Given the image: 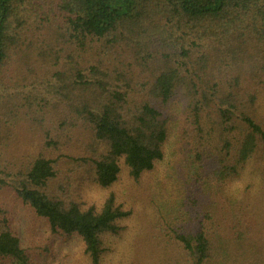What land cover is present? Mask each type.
<instances>
[{
  "label": "trees",
  "instance_id": "obj_1",
  "mask_svg": "<svg viewBox=\"0 0 264 264\" xmlns=\"http://www.w3.org/2000/svg\"><path fill=\"white\" fill-rule=\"evenodd\" d=\"M167 161L188 224L129 232L122 174ZM17 207L90 264H264V0H0V264H35Z\"/></svg>",
  "mask_w": 264,
  "mask_h": 264
},
{
  "label": "rangeland",
  "instance_id": "obj_2",
  "mask_svg": "<svg viewBox=\"0 0 264 264\" xmlns=\"http://www.w3.org/2000/svg\"><path fill=\"white\" fill-rule=\"evenodd\" d=\"M186 169L188 170L183 167L176 169L174 163L170 165L167 161L139 184L130 181L127 173L122 174L121 182L114 191L122 202L126 201L128 208L132 206L134 209L135 216L128 224L129 232H161V225L158 228L152 221L158 222L162 218L172 221L171 224L178 227L188 224L190 215L186 212L187 197L195 192V186L184 185L187 180ZM168 184L172 186L170 195L166 193ZM81 189L86 199L92 202L100 201L106 195L87 176L81 182ZM161 197H170V201L164 202ZM14 220L18 234L33 256L35 264H90L84 256L83 244L79 239L52 238L45 224L33 219L21 207L16 208ZM142 250L144 248L140 241L128 234L116 244L115 255L109 260V264H141Z\"/></svg>",
  "mask_w": 264,
  "mask_h": 264
}]
</instances>
